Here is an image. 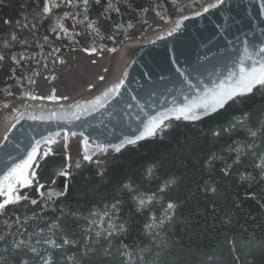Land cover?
I'll return each instance as SVG.
<instances>
[{
  "label": "trees",
  "instance_id": "obj_1",
  "mask_svg": "<svg viewBox=\"0 0 264 264\" xmlns=\"http://www.w3.org/2000/svg\"><path fill=\"white\" fill-rule=\"evenodd\" d=\"M204 1L89 0L85 11L55 0L44 13L45 0H3L0 109L33 99L31 85L58 52L116 50L144 36L149 13L168 22ZM166 125L100 160L38 156L32 184L19 188L26 199L0 216V264H264V87L200 120ZM109 216L123 235L105 238ZM101 217L96 238L89 226Z\"/></svg>",
  "mask_w": 264,
  "mask_h": 264
},
{
  "label": "water",
  "instance_id": "obj_2",
  "mask_svg": "<svg viewBox=\"0 0 264 264\" xmlns=\"http://www.w3.org/2000/svg\"><path fill=\"white\" fill-rule=\"evenodd\" d=\"M210 1L174 16L162 29L145 34L141 40L123 42L117 50L138 42L130 51L132 62L122 71L120 88L109 92L107 102L90 116L73 121L19 119L14 122L0 138V176L25 159L42 137L65 131L104 146L118 144L125 138L134 139L140 135L146 120L159 110L205 100L210 93L233 84L242 65L264 62V51H261L264 49V0H224L204 12ZM177 18L179 24L169 28ZM26 100L32 101L19 99L9 106L11 111ZM202 112L203 109L197 110L198 115ZM172 120L179 119L172 117L165 124ZM156 135L140 139L135 144ZM71 142L64 145L68 147ZM131 145L134 144H127L121 150ZM115 153L87 161L100 160ZM65 183L62 179L61 185Z\"/></svg>",
  "mask_w": 264,
  "mask_h": 264
},
{
  "label": "snow or ice",
  "instance_id": "obj_3",
  "mask_svg": "<svg viewBox=\"0 0 264 264\" xmlns=\"http://www.w3.org/2000/svg\"><path fill=\"white\" fill-rule=\"evenodd\" d=\"M3 0H0V3H2ZM69 4L73 3V0H67ZM77 3L82 4L85 7V11L87 10V6L89 4V0H76ZM100 0H95V3H99ZM224 0H217V3L211 4L203 9L204 12H207L210 7H217L219 4H222ZM111 6V5H109ZM59 7L57 3H55V0H52L51 6H49L48 0H45V6L43 8L44 13H50L52 11V8ZM200 13H197L199 15ZM65 15H69L68 13H65ZM75 19V17H73ZM85 19H87V16H85ZM82 22V21H81ZM58 27H63L62 25H57ZM90 28H92L93 31L98 33V29L95 28L94 23L90 22L88 25ZM52 31H56V29H52ZM67 30L65 29V32ZM13 40L16 39L15 36L12 37ZM261 51H264V49H261ZM3 55H0V60H3ZM13 60H16V57H12ZM23 59V57H21ZM16 63H19V60H16ZM103 79V77H101ZM120 84L117 83L114 88H111L108 90V92H105L104 95L107 96L109 92H114L116 89L120 88ZM258 87H264V62H258L255 64H252L250 66H241L239 76L235 80V82L231 85H228L227 87H221L218 91L214 93H210L209 97L205 100H201L199 102H193L191 104H188L186 106H183L179 108L178 115L175 117L176 119H184V120H198L202 119L205 115H211L215 112H218L220 109L224 108V106L229 101H235L237 97H244L253 92L254 89H257ZM198 109H203V112L201 114H197ZM168 127V125L164 124L163 120H152L149 121L148 125L145 126L143 133L140 136H137L135 139H128L121 143L120 145L113 146L114 151L119 152L122 147L125 146V144H135L138 140L144 139L147 137H151L157 134L158 130H163V128ZM75 135V133H73ZM218 136L219 133H216ZM250 135L255 136V132H250ZM53 142L54 141H50ZM235 143V142H234ZM85 146L87 147L88 141H84ZM96 148H100L102 151H106V149L101 148L100 145H96ZM51 149L49 148L47 151H41L39 149V145L37 147H34L32 149V152L29 153L28 158L23 161L22 164L16 165L14 168L11 169L7 173L6 176L3 177L2 180H0V196H3L4 198L0 200V216L5 214V210L9 205L17 204L22 199H26V197H22L19 194V188H23L26 186H30L33 182V179L36 176L35 171H31L29 173V169H32L33 163L36 162V157L39 155L41 158L43 156H47ZM90 151H95V149H91ZM83 159L85 160H91L92 156L89 154H85ZM38 166V165H37ZM78 166V165H77ZM231 168V165L226 164V169ZM172 180L170 179L168 182L165 183V185L160 189L161 191L164 190L165 187L168 186L169 183H171ZM19 186V187H17ZM43 187V186H41ZM147 201L144 199H141L139 201L140 205H144ZM32 204H36V200H31ZM113 208L116 207L115 204L112 205ZM176 205L174 203H168L167 205V212H165V218L168 217V212L174 211ZM104 215H108L107 212L104 213ZM162 222V221H161ZM105 221L103 218H99L98 221H93L92 224L89 226V232L90 235L99 238L102 233L101 231H95L91 232V229L93 226H100L103 225ZM108 227L103 229V234L105 238L112 237L117 231L120 232L121 235H123L121 226L116 225L112 222L111 216H109V219L107 221ZM26 232V230H24ZM4 237L0 236V240H3ZM54 243V242H53ZM64 243H68L67 240L64 241ZM32 251H35V248L32 249ZM44 264H49V261L45 260Z\"/></svg>",
  "mask_w": 264,
  "mask_h": 264
},
{
  "label": "rangeland",
  "instance_id": "obj_4",
  "mask_svg": "<svg viewBox=\"0 0 264 264\" xmlns=\"http://www.w3.org/2000/svg\"><path fill=\"white\" fill-rule=\"evenodd\" d=\"M148 22L149 25L145 34H151L162 29L169 21L164 22L155 14L149 13ZM143 37L129 38L125 42L141 40ZM118 53L119 50L117 49L113 51L101 50L93 54L79 49L58 52L45 61L43 68L31 85L30 90L34 96L33 99L53 103L56 101H74L94 94L112 75ZM50 97L57 99L51 100ZM11 109V107L0 109V117ZM55 146L47 144L45 147H50L57 152H66L70 162L82 156L79 138H74L68 147L64 143ZM3 198L0 196V200Z\"/></svg>",
  "mask_w": 264,
  "mask_h": 264
},
{
  "label": "bare ground",
  "instance_id": "obj_5",
  "mask_svg": "<svg viewBox=\"0 0 264 264\" xmlns=\"http://www.w3.org/2000/svg\"><path fill=\"white\" fill-rule=\"evenodd\" d=\"M215 2H217V0H212L208 2L206 7L211 4H214ZM179 22H180L179 18L173 20L169 28H174L179 24ZM135 43L126 44L125 47L121 48L117 56L113 75L110 77L107 83L104 84L95 94L91 96H85L78 101H71V102L56 101L50 103V102L32 99V101L26 100L23 103H19L17 104L16 107H14V109L11 112L5 113L1 117L0 138L2 139L6 135L12 124L18 121L19 119H29V120H36L42 122L73 121L76 120V118H84L90 116L93 112L102 108L104 103L107 102L110 95L108 94L107 96H105L104 93L108 92L109 89L114 88L117 83H120V81L124 76L122 74V71L124 70V68H127L129 64L132 62L131 61L132 59L130 57V51L132 47L135 46ZM179 108L181 107L170 106L167 108H163L158 112H156L155 114L151 115L144 123L140 135L143 133V130L145 126L148 125L149 121L163 120L165 124V122H167L170 118L176 117L179 114L177 111ZM74 138H79L80 140L82 147V155L84 156L85 154H89L92 156V158L102 157L107 154H110L114 151L113 146L120 145L124 141L130 139V138H125L122 142L111 146L100 145L101 148L106 149V151H102L100 148L95 147L96 145H98L95 141L89 140L82 135L67 134L65 131H60L38 139L35 142L34 147H37V145H39V149H40L41 147L46 146L47 144H51L53 146L60 143L65 144L71 142ZM50 141H54V143ZM84 141H88L87 147L85 146ZM91 149H95V151L94 152L90 151ZM27 158L28 156L25 159L21 160L20 162L16 163L14 166H12L5 174L0 176V180H2L3 177L6 176L7 173L11 171L12 168H14L18 164H22L23 161H25Z\"/></svg>",
  "mask_w": 264,
  "mask_h": 264
}]
</instances>
